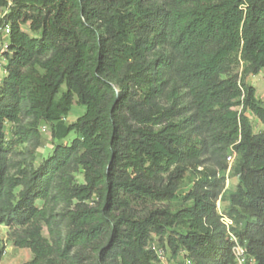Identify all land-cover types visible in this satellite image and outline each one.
Masks as SVG:
<instances>
[{"label": "trees", "instance_id": "1", "mask_svg": "<svg viewBox=\"0 0 264 264\" xmlns=\"http://www.w3.org/2000/svg\"><path fill=\"white\" fill-rule=\"evenodd\" d=\"M9 2L0 224L23 229L25 264H157L156 240L182 264H235L230 234L264 264V104L245 82L264 70V0ZM43 123L78 137L35 166ZM27 143L32 160L15 159Z\"/></svg>", "mask_w": 264, "mask_h": 264}, {"label": "rangeland", "instance_id": "2", "mask_svg": "<svg viewBox=\"0 0 264 264\" xmlns=\"http://www.w3.org/2000/svg\"><path fill=\"white\" fill-rule=\"evenodd\" d=\"M12 5V2H9V6L7 8L0 9V20L4 19L6 14L9 12V7ZM4 23L0 25V42L4 41L5 38L2 34V26ZM243 69H239L237 72L239 74H242ZM245 82L247 85L252 86L256 90V97L257 99L264 104V70H262L258 75H248L245 78ZM67 90L66 86L62 87V92L64 93ZM86 108L83 106L75 105L72 107L69 115H66L62 120L66 125H71L72 123H75L78 118H80L85 113ZM249 119L255 129V132L258 133L262 129L261 123L251 114H248ZM26 122H29V120H26ZM8 129H11V127L8 125ZM41 142L39 148L35 151V166H38L41 164V162L45 161L53 152L55 146L62 145L64 143L71 144L75 138L78 136L75 133L70 134L67 138L64 140H55L52 137L50 127L43 123L41 126ZM13 139V135L11 132L8 135V140ZM34 151L33 146L30 143H27L25 145L19 146L17 148L18 154L15 155V159L17 160H23L26 159L28 161L31 159L30 152ZM235 160V159H234ZM234 165V161L232 163L228 162V170L226 172V189L228 191H234L237 188L238 185V178L232 177V168ZM204 167H215V164L212 162L205 163ZM202 168H199V171H202ZM194 174V173H193ZM192 176H196L193 175ZM75 179L78 184H84V172L83 170H78L75 174ZM187 191L183 190L182 192L185 193ZM96 200V199H95ZM91 205H94L93 201L89 202ZM227 202L221 203L218 202L219 211H223L224 206H227ZM190 203L183 204L181 201H175L171 204H169V207L172 210H176L181 206H189ZM39 207H44V202L38 203ZM46 210L51 214L53 213L58 220L62 218L63 213L65 212V205L55 203L54 201L49 202L46 204ZM227 223H229V220H226ZM43 235L49 239L52 240L51 235L49 233V230L47 226L43 225ZM23 231L22 228L14 227L9 228L5 225L0 224V239L3 242L4 247V255L1 261V264H25L29 261H31L33 255L30 250L28 249H21L15 246L14 242L18 235L21 234ZM159 242L158 240L155 241V247L159 249ZM165 259L163 262H159L157 264H182V260H184V257H180L179 259H176L173 257L172 252L170 249H166L165 251Z\"/></svg>", "mask_w": 264, "mask_h": 264}, {"label": "built area", "instance_id": "3", "mask_svg": "<svg viewBox=\"0 0 264 264\" xmlns=\"http://www.w3.org/2000/svg\"><path fill=\"white\" fill-rule=\"evenodd\" d=\"M2 34L5 38L4 41L0 42V84L4 77L7 75V61L4 56L8 52L9 46V35L11 31L10 24L2 26ZM235 159V154H231L228 157V162L232 163ZM231 242L233 243L232 254L234 256L235 264H257L255 259L250 255L246 246L242 245L237 237L233 234H230ZM158 255L159 262H163L165 259V252L162 249H157L153 247ZM183 264H190V261L187 260Z\"/></svg>", "mask_w": 264, "mask_h": 264}]
</instances>
